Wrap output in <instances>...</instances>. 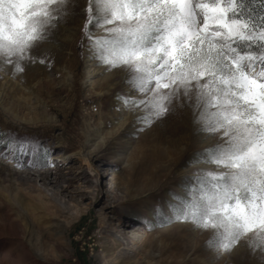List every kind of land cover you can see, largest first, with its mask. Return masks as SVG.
I'll return each instance as SVG.
<instances>
[{
    "label": "rangeland",
    "instance_id": "rangeland-1",
    "mask_svg": "<svg viewBox=\"0 0 264 264\" xmlns=\"http://www.w3.org/2000/svg\"><path fill=\"white\" fill-rule=\"evenodd\" d=\"M85 6L72 0L33 51L44 63L0 66V264H264L243 239L218 255L211 228L172 215L213 167L194 154L220 137L197 134L189 104L142 123L146 110L122 103L141 95L129 73L83 37ZM21 139L47 155H19L10 144Z\"/></svg>",
    "mask_w": 264,
    "mask_h": 264
},
{
    "label": "snow or ice",
    "instance_id": "snow-or-ice-1",
    "mask_svg": "<svg viewBox=\"0 0 264 264\" xmlns=\"http://www.w3.org/2000/svg\"><path fill=\"white\" fill-rule=\"evenodd\" d=\"M71 3L0 0V66L22 72L21 61L44 63L33 51ZM84 12L83 37L95 58L123 66L141 94L122 103L144 108L142 123L189 104L197 134L220 137L194 154L213 167L194 175L199 193L177 197L172 215L211 228L208 246L218 255L242 239L264 253V0H86ZM13 144L19 155H47L32 140Z\"/></svg>",
    "mask_w": 264,
    "mask_h": 264
},
{
    "label": "trees",
    "instance_id": "trees-1",
    "mask_svg": "<svg viewBox=\"0 0 264 264\" xmlns=\"http://www.w3.org/2000/svg\"><path fill=\"white\" fill-rule=\"evenodd\" d=\"M253 7L258 9L259 8V4H254ZM0 140H1V136H0Z\"/></svg>",
    "mask_w": 264,
    "mask_h": 264
}]
</instances>
